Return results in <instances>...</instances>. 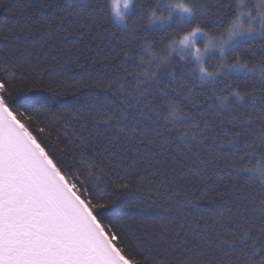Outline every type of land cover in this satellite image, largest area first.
<instances>
[{"label":"snow or ice","instance_id":"1","mask_svg":"<svg viewBox=\"0 0 264 264\" xmlns=\"http://www.w3.org/2000/svg\"><path fill=\"white\" fill-rule=\"evenodd\" d=\"M189 5L0 0V264H264V10Z\"/></svg>","mask_w":264,"mask_h":264},{"label":"trees","instance_id":"2","mask_svg":"<svg viewBox=\"0 0 264 264\" xmlns=\"http://www.w3.org/2000/svg\"><path fill=\"white\" fill-rule=\"evenodd\" d=\"M9 2H10V0H4V3H9ZM93 2H95V0H93ZM101 2L104 5V13H105V15L110 18V20H111V22H112L113 25H118V23H116L111 18V16H110L109 6H108V3H107V0H101ZM144 2H146V0H134L133 6L129 10L128 16H127V19H128L129 24H131V21L134 18H136V12H135V10L138 9L139 6H140V4L141 3H144ZM152 2L154 3L155 0H152ZM189 2H190V0H189ZM237 2H238V0H233V8H236L237 7ZM8 18H9V14L5 10H0V24H3L5 22H7L8 21ZM142 23H147L146 18L142 21ZM113 30H118V29L114 27ZM161 34L162 33H159L157 31H150L147 34L148 35V39L155 41L156 44H157V47L154 49L155 51H158L161 47L164 46V45H162V44L159 43V35H161ZM3 43H4V41L0 40V46H2ZM142 43H144L143 36L137 41V45L142 44ZM178 55H179L178 52L171 53L172 64L170 66H167V67L164 68V70L161 73V77L162 78L164 77L165 73L171 71L172 68H177V70L179 71V61L177 59L178 58ZM129 67L130 68L132 67V63L131 62L129 63ZM185 68H193V69H195L196 68V65L194 63H189L188 65L185 66ZM67 71L68 72H71L72 71L71 67H69ZM65 74H67V72ZM192 79L195 81L196 80V77L193 76ZM37 127H39V125H37ZM254 127H255V125H254ZM35 134L39 135V133H35ZM53 138H55V133H53ZM256 163H257V161H255V160L252 161L251 166H253V167L256 166ZM218 174L219 175H225V178L227 179L226 174H225V171L222 168L218 170ZM254 179H258V177L256 176V177H254ZM135 195L139 197V196H142L143 194L136 193ZM131 198H133V197L130 196L129 199H131ZM197 204L199 205V207L196 206ZM120 207L122 208L123 206L121 205ZM215 207L216 206L213 205V204H211V203H209L207 201V199H203V200L198 199L196 201V203H194L190 207L189 211H191V212H193L195 214H199L200 212L208 213V212L214 211L215 210ZM120 215H121V213L119 211H117L115 213L110 214V219H112L113 221H115Z\"/></svg>","mask_w":264,"mask_h":264},{"label":"clouds","instance_id":"3","mask_svg":"<svg viewBox=\"0 0 264 264\" xmlns=\"http://www.w3.org/2000/svg\"><path fill=\"white\" fill-rule=\"evenodd\" d=\"M169 2L175 5L190 6L189 0H169ZM109 6V13L111 18L118 24H122L126 21L128 12L132 8L134 0H107ZM259 6L264 10V0H238L237 6L241 8H248L250 6ZM179 10V9H177ZM259 169L264 171V159L259 162ZM258 179L260 178L259 173H257Z\"/></svg>","mask_w":264,"mask_h":264},{"label":"rangeland","instance_id":"4","mask_svg":"<svg viewBox=\"0 0 264 264\" xmlns=\"http://www.w3.org/2000/svg\"><path fill=\"white\" fill-rule=\"evenodd\" d=\"M198 46L202 48L203 47V41H200Z\"/></svg>","mask_w":264,"mask_h":264}]
</instances>
